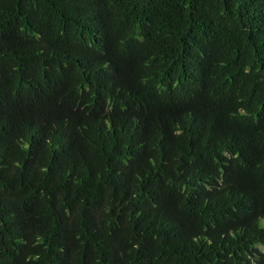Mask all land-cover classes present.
<instances>
[{"label": "trees", "instance_id": "trees-1", "mask_svg": "<svg viewBox=\"0 0 264 264\" xmlns=\"http://www.w3.org/2000/svg\"><path fill=\"white\" fill-rule=\"evenodd\" d=\"M0 264H264V0H0Z\"/></svg>", "mask_w": 264, "mask_h": 264}]
</instances>
